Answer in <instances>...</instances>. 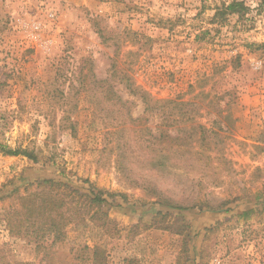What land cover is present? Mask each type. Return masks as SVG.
<instances>
[{
    "label": "rangeland",
    "instance_id": "374dc122",
    "mask_svg": "<svg viewBox=\"0 0 264 264\" xmlns=\"http://www.w3.org/2000/svg\"><path fill=\"white\" fill-rule=\"evenodd\" d=\"M232 1L0 0V143L32 151L40 162L0 152V187L27 186L55 163L77 186L89 180L116 201L103 214L61 188L83 219L45 251L10 231L13 198L0 200V246L8 257L38 264H264V205L244 213L264 198V9L262 0H238L250 8L244 17L213 22L217 6ZM36 21L42 38L54 41L48 51L27 34ZM225 62L213 89L238 96L230 136L214 140L207 167L175 150L166 154L178 168L151 169L144 160L162 154L160 147L145 150L151 138L143 125H118L127 113L117 97L138 118L144 104L129 84L158 99L176 97ZM151 123L154 134L164 129L155 125L158 117ZM168 126L182 134V125ZM125 149L131 176L117 165ZM146 180L191 206L188 218L152 212L156 198L136 184ZM189 235L194 249L186 253Z\"/></svg>",
    "mask_w": 264,
    "mask_h": 264
},
{
    "label": "trees",
    "instance_id": "16d2710c",
    "mask_svg": "<svg viewBox=\"0 0 264 264\" xmlns=\"http://www.w3.org/2000/svg\"><path fill=\"white\" fill-rule=\"evenodd\" d=\"M261 8L264 9V0L261 1ZM250 8L244 1L233 0L230 3L222 2L218 5L216 12L212 18L216 23H228L229 16L237 14L240 18L244 17ZM237 59V58H236ZM234 62V60H232ZM231 62V63H232ZM227 62L224 65L216 64L211 74H203L196 81L189 85L188 91L176 97L165 99L155 98L151 93L143 90L140 87H135L134 84H129V92L138 96L144 104L143 115L134 118L131 114L132 107L127 105V102L122 98L117 97V100L123 105L127 113V121L120 122L118 125H143V129L150 136L149 143L144 147L149 150L154 145L160 147V152L156 157L145 159V164H150L151 169L160 173H167L172 168H178L176 163H173L169 155L171 152H187L199 157L200 165H209L212 159L206 155L214 150L212 144L214 140L218 143L228 133L230 136L231 125H236L237 118L232 111V104L236 103L238 96L228 98L230 91L224 90L222 94L217 93L213 89L216 77L228 70ZM232 68H235L232 65ZM154 117H158L159 123L162 125V130L152 133L153 129L148 125H152ZM119 120V119H118ZM205 120V121H204ZM168 125H182L178 130H182L181 135H172L169 132ZM190 125H198L200 131L197 133ZM204 125H218L217 128L208 129ZM198 144L197 149L195 148ZM122 148H128L123 145ZM0 152L7 155L17 156L23 155L28 157L32 163L39 164V159L32 151L22 148H11L0 143ZM117 157L118 168L128 172L131 176L132 160L126 155L127 149ZM218 160H222L218 158ZM53 171L41 176L40 179L30 183L27 186H22L18 182H12L3 187H0V200L5 198H13V204L10 206L6 222L10 227V231L18 236L31 237L38 246L43 247L45 251L51 250L58 243L62 242L67 237V226L75 218H82V209L71 203L61 194V188H67L77 195L83 197L90 204H95L98 207V212L104 211V205L108 206L115 204L116 201H110L113 194H109L105 190L96 187L89 180H85L82 186H77L72 179H69L65 173V169H59L55 163L51 167ZM137 186L143 188L148 195L156 198L153 202L158 204L152 212H166L167 214H177L186 219L189 216L191 206H186L180 203H174L170 198H166L163 191L151 181H143L136 183ZM112 202V203H111ZM264 205L263 199H255L248 206L244 213L254 211L259 206ZM143 201V204H147ZM254 207L253 206L254 204ZM122 205V202H118ZM9 208L7 209V211ZM105 214V211L102 212ZM191 234V233H190ZM188 242L183 248L186 253L194 249V242L191 241V236H187ZM0 246V262L2 264H38L35 262H26L12 259L8 257ZM182 249V250H183ZM48 253H46L47 255Z\"/></svg>",
    "mask_w": 264,
    "mask_h": 264
},
{
    "label": "built area",
    "instance_id": "2783aa9c",
    "mask_svg": "<svg viewBox=\"0 0 264 264\" xmlns=\"http://www.w3.org/2000/svg\"><path fill=\"white\" fill-rule=\"evenodd\" d=\"M43 24L41 21H36L31 25L30 29H27V34L31 40L35 42L39 48H42L44 51H48L53 46V39L51 37L42 38L41 31Z\"/></svg>",
    "mask_w": 264,
    "mask_h": 264
}]
</instances>
